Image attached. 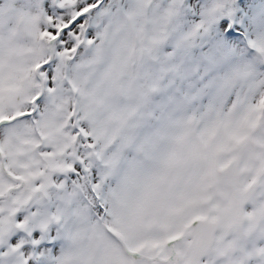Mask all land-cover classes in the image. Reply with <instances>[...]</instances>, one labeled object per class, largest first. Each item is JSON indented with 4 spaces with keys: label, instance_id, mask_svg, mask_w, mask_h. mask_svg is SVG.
<instances>
[{
    "label": "snow or ice",
    "instance_id": "1",
    "mask_svg": "<svg viewBox=\"0 0 264 264\" xmlns=\"http://www.w3.org/2000/svg\"><path fill=\"white\" fill-rule=\"evenodd\" d=\"M14 23L31 42L18 66ZM121 29L137 78L204 82L264 51V0H0V264H59L68 212L99 198L101 101L85 69Z\"/></svg>",
    "mask_w": 264,
    "mask_h": 264
},
{
    "label": "rangeland",
    "instance_id": "2",
    "mask_svg": "<svg viewBox=\"0 0 264 264\" xmlns=\"http://www.w3.org/2000/svg\"><path fill=\"white\" fill-rule=\"evenodd\" d=\"M128 39L121 29L114 51L85 69L101 101L102 188L95 200L82 193L68 212L59 264H264V77L257 72L264 51L230 67L226 57L214 78L165 89L137 78L132 62H124ZM30 43L14 23L6 62H26L20 53ZM233 156L242 173L238 189L226 191L218 170ZM216 182L229 195L249 191L250 201L245 207L235 200L219 217L229 218V233L197 253L185 246L189 222L216 217L209 208L223 205L211 189Z\"/></svg>",
    "mask_w": 264,
    "mask_h": 264
},
{
    "label": "flooded vegetation",
    "instance_id": "3",
    "mask_svg": "<svg viewBox=\"0 0 264 264\" xmlns=\"http://www.w3.org/2000/svg\"><path fill=\"white\" fill-rule=\"evenodd\" d=\"M254 139V138H253ZM255 140V139H254ZM256 141V140H255ZM258 142V141H257ZM259 143V142H258ZM233 158H236L237 160H238V168H237V170H238V178H237V180H236V185H234V186H229V185H227V181H226V179L223 177V175H222V172H221V170H222V168L223 167H225V166H227L228 165V162H229V160H231V159H233ZM232 164L231 165H233L234 164V161H232L231 162ZM173 171V170H172ZM174 173H176V171H174ZM241 173H242V171H241V168H240V161H239V159L237 158V156H233V157H231V158H228L227 159V161H226V163H225V165H223L222 167H220L219 168V170H218V176L222 179V181H223V185L226 187V191H236V188L238 189V187H239V180H240V177H241ZM180 177H182L183 178V171H180ZM212 187H211V189H212V192L214 193V195L216 196V197H220L221 198V203L223 204L222 206H218L217 204H214L213 206H211V204H210V206H209V208H210V210L212 211V212H214L215 214H216V217H207V216H205V215H203V216H199V217H201V218H207V219H211V220H213L214 222H215V229H214V237H213V242H212V244L211 245H213V243H214V241H215V237L217 236V238L218 237H220V236H222V237H225L228 233H229V231H227L226 230V226L227 225H230V222L229 221H227V220H229V218H226V219H222V221L221 220H219V217L221 216V215H226V212L228 211V209H229V207L230 206H232V203H234L235 202V200H237L238 198H239V202H242V204L243 203H245V202H247V203H245L246 205H245V207L247 206V204H248V202L250 201V197H249V191L247 192H245V193H243L242 195H239V196H235L233 193L231 194V195H229V193L228 192H223V190L221 191L220 189H218L217 188V186H218V182H216L214 185H211ZM225 193V194H224ZM244 194H246V196H247V199L245 200V197H244ZM182 197V196H181ZM235 197H236V199H235ZM227 200V202L226 203H224L225 201ZM260 206L261 207H264V204H260ZM206 211H209V209H206ZM258 209H253L251 212L253 213V215H257L258 214ZM198 216V215H197ZM196 217V216H195ZM194 218V217H193ZM192 218V219H193ZM191 219V220H192ZM190 220V221H191ZM221 222H222V226H221ZM190 229H191V227H190V222H189V230H188V232L190 231ZM223 230H226V231H223ZM188 232H187V234H188ZM186 234V235H187ZM219 235V236H218ZM223 235H225V236H223ZM187 239H188V242L186 243V248L187 249H192V248H188L187 246H188V244H189V242H190V240H189V238L187 237ZM217 244V243H216ZM210 245V246H211ZM219 247H220V244H219ZM193 251H196L195 249H192ZM197 253H198V251H196ZM200 252V251H199ZM167 263H168V261H167Z\"/></svg>",
    "mask_w": 264,
    "mask_h": 264
},
{
    "label": "water",
    "instance_id": "4",
    "mask_svg": "<svg viewBox=\"0 0 264 264\" xmlns=\"http://www.w3.org/2000/svg\"><path fill=\"white\" fill-rule=\"evenodd\" d=\"M247 142L253 147L260 146L257 141L250 137L247 138ZM232 161H234L233 165H231ZM237 168L238 160L236 158L229 160L228 165L222 168L221 172L227 181V185H236L238 178ZM190 227L191 229L187 234L190 240L187 246L188 248L195 249L199 252L212 244L215 229V222L213 220L196 216L190 221Z\"/></svg>",
    "mask_w": 264,
    "mask_h": 264
}]
</instances>
